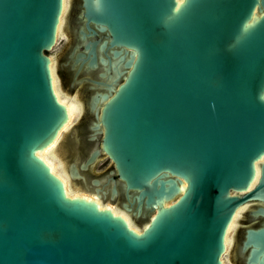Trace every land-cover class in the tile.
I'll return each mask as SVG.
<instances>
[{
  "label": "water",
  "instance_id": "water-1",
  "mask_svg": "<svg viewBox=\"0 0 264 264\" xmlns=\"http://www.w3.org/2000/svg\"><path fill=\"white\" fill-rule=\"evenodd\" d=\"M61 9L0 0V264H222L245 205L261 221L244 229L238 256L264 264V0H81L87 29L107 32L101 47L120 48L101 76L121 82L93 98L104 101L101 148L75 156L69 175L86 183L77 164L103 151L115 167L110 199L117 174L123 209L149 218L139 232L68 196L36 154L67 120L47 54Z\"/></svg>",
  "mask_w": 264,
  "mask_h": 264
},
{
  "label": "flooded vegetation",
  "instance_id": "flooded-vegetation-1",
  "mask_svg": "<svg viewBox=\"0 0 264 264\" xmlns=\"http://www.w3.org/2000/svg\"><path fill=\"white\" fill-rule=\"evenodd\" d=\"M80 12L81 2L78 3L77 0L73 1L71 6L66 10L64 23L57 34V42L54 47H56L62 36H67L68 42H66L64 47L60 49V58L58 62L54 61L53 57L51 58L49 55L55 66L54 70L59 96L60 98L65 99L66 104H74L76 109L74 116L71 118V122L69 121L66 126L60 130L54 146H52V150L58 148L59 144L66 141L68 145V156L67 158L63 157L64 162L62 159L60 160L61 157L59 156L60 158L58 157L57 162L58 166H62L63 168V171L61 172L68 178V184L69 182L70 184L73 183L78 188L89 190L91 192L85 193L81 191L82 193L78 192L75 194L85 193L83 195H88L89 197H94L95 195L96 199L104 204L101 200H111L110 193L112 181L108 175L109 171L114 170L115 168L112 160L101 151L97 160L92 166H88L86 170H81L79 164H77L80 173L86 177V183H83L81 179H72L69 175L68 165L69 162H72L75 156H78V158L80 157L81 160H85L92 151L96 148H101L103 125L100 122V117L104 101L99 100L93 103L92 100L100 93L108 92L111 88L115 89L118 85V81L120 80L119 82H121V77L119 79L115 77L116 81H113L108 77L101 76L103 73L106 75L113 73V63H115L116 67L119 59L118 57L113 56V50L117 51L120 48H111L108 47V45L105 46V48H102L101 44L106 40L107 32L98 30V28L91 23L92 31H95V34H93L92 31L87 29L83 17L80 16ZM102 60H105L108 63L104 64ZM93 61L94 63L92 64L91 62ZM57 153L59 154L58 151ZM104 159L110 162V167L104 170L101 174L91 175L96 164ZM62 162L65 167H63ZM110 176H113L117 181L116 186L118 196L114 200H111L115 201L118 198L123 197V194L118 183L119 178L117 174ZM93 179H100L101 183L96 186L92 183ZM96 187L100 189L103 188L107 191L105 199L101 198V194L94 192V188ZM109 205L113 206L111 204ZM122 210L126 212L125 209ZM126 213H128V211ZM128 214L130 215L131 213Z\"/></svg>",
  "mask_w": 264,
  "mask_h": 264
},
{
  "label": "bare ground",
  "instance_id": "bare-ground-1",
  "mask_svg": "<svg viewBox=\"0 0 264 264\" xmlns=\"http://www.w3.org/2000/svg\"><path fill=\"white\" fill-rule=\"evenodd\" d=\"M182 0H177V2H178V4L181 2ZM66 6H67V4H66V0H62V9H61V13H60V17H59V21H58V25H57V32H56V34H58V32L60 31V29L62 28V26H63V23H64V15L66 14V11H65V9H66ZM67 10V9H66ZM65 12V14L63 15V13ZM256 16H258V14L257 13H255L254 14V18H256ZM54 68H55V66H54V64H53V62H52V60H51V58H50V70H51V75H52V85H53V89H54V92H55V94H56V96H57V98H58V100L65 106V108H66V112H67V120H66V122L63 124V126L61 127V129L62 128H64L65 126H66V124L70 121L71 122V118L74 116V114H75V111H76V109H75V106H74V104H72V103H69V104H66L65 103V99H62V98H60V96H59V93H58V90H57V79H56V76H55V70H54ZM60 129V130H61ZM60 130L58 131V134H59V132H60ZM58 134L56 135V137L53 139V141L50 143V144H48L46 147H44L43 149H41V150H38L37 152H36V154H37V156H39L41 159H43L44 160V162L49 166V168H50V170H51V172L52 173H54L62 182H63V185H64V188H65V192H66V194L68 195V196H70V197H74V196H78V197H82V198H84V199H86V200H92L93 202H95L96 204H97V206H98V208H108V209H110L114 214H118V215H120L121 217H123L124 219H125V221L127 222V224H128V226L130 227V228H132L134 231H136V232H139L140 231V229H137L136 227H134L133 226V224H132V221H131V215H129L128 213H126L125 211H123V210H119V209H117V208H115V207H113V206H110L109 204H102L99 200H97L96 199V196L94 195V197H89L88 195H83V194H71L70 193V191H69V189H68V178L59 170V166H58V162L57 161H55V160H53V159H51L49 156H48V153L52 150V146H54V143H55V141H56V139H57V137H58ZM54 150L56 151V148H54ZM56 154H58L57 153V151H56ZM60 155L58 154V157H59ZM60 158V157H59ZM60 160H61V158H60ZM63 163V162H62ZM63 167H65V165H64V163H63ZM258 171H259V168H258V164L256 163V173H255V177H254V179H253V181H252V183L250 184V186H249V188H251L252 186H253V184H254V182L256 181V179H257V176H258ZM184 187H185V183L184 182H182V184H181V186H180V192L184 189ZM74 189V188H73ZM75 190V189H74ZM76 192H81V191H79V190H75ZM82 193V192H81ZM97 196H100V195H97ZM172 202V200H169V201H163V203H162V205L163 206H167L168 204H170ZM246 206V205H245ZM244 206H242V207H240V208H238L236 211H235V213H234V215H233V217H232V219H231V221H230V223L228 224V227H227V229H226V233H225V237H224V253H225V251L228 249V247H229V244H230V240H231V238H230V233L232 232V229H233V227H234V225H235V222H236V219H237V215H238V213H239V211L241 210V208H243ZM131 217V218H130ZM224 253L222 254V256H221V263L222 264H229V263H227L226 261H225V259H224Z\"/></svg>",
  "mask_w": 264,
  "mask_h": 264
},
{
  "label": "rangeland",
  "instance_id": "rangeland-1",
  "mask_svg": "<svg viewBox=\"0 0 264 264\" xmlns=\"http://www.w3.org/2000/svg\"><path fill=\"white\" fill-rule=\"evenodd\" d=\"M75 1V0H70V3H69V0H66V9L68 7L71 6L72 2ZM78 3H80L81 1L80 0H77ZM69 5V6H68ZM65 9V11H66ZM65 14V12L63 13V15ZM67 36L66 37H61L60 40L58 41L56 47H54L53 49H51L49 52H48V55L51 56V58L53 57L54 61L58 62L59 58H60V49H62V47H64V45L66 44V42H68L67 40ZM62 150V149H61ZM62 157V161L64 162V154L61 153L60 154ZM48 156L55 160V161H58V156L56 154V151L53 149L51 150L49 153H48ZM108 167H110V162L107 161V160H101L100 162H98L96 164V167L95 169L92 171L91 175H98V174H101L104 170H106ZM59 170L60 171H63V168L62 166L60 167L59 166ZM79 189V191H82V192H85V193H91L89 190H85V189H82V188H78L77 186H75L73 183L68 184V189L70 191L71 194H75V193H78V192H74L75 190ZM83 193V194H85ZM104 204L105 203H108V204H111L113 205V207L119 209V210H122L123 207L120 205V203L123 201V197H120L118 198L117 200L115 201H111V200H101ZM115 205V206H114ZM250 206V205H249ZM250 207H248V205L244 206L243 208H241V210L239 211L238 215H237V219H236V222H235V225L232 229V232L230 233V244H229V247L228 249L225 251L224 253V259L227 263L229 264H243V261L242 259L240 258V256H238L239 254V246H240V242L243 238V234H244V229L250 225H257L259 224V222L261 221V219H251L248 211H249ZM128 213H131V221H132V224L134 227H136L137 229H140L143 224H145L149 218H141V217H136L135 215H133L132 212H128Z\"/></svg>",
  "mask_w": 264,
  "mask_h": 264
}]
</instances>
